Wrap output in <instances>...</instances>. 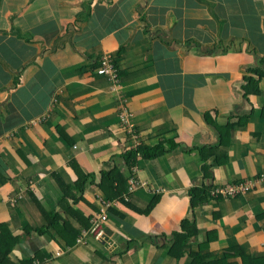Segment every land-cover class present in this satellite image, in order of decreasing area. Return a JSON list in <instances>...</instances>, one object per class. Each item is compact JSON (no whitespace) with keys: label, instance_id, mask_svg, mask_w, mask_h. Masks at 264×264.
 Wrapping results in <instances>:
<instances>
[{"label":"crops","instance_id":"1","mask_svg":"<svg viewBox=\"0 0 264 264\" xmlns=\"http://www.w3.org/2000/svg\"><path fill=\"white\" fill-rule=\"evenodd\" d=\"M0 226L4 264H264V0H0Z\"/></svg>","mask_w":264,"mask_h":264},{"label":"trees","instance_id":"2","mask_svg":"<svg viewBox=\"0 0 264 264\" xmlns=\"http://www.w3.org/2000/svg\"><path fill=\"white\" fill-rule=\"evenodd\" d=\"M248 81H249V84L252 83L253 85L258 83V81H256L254 78H251V77L248 79ZM138 151L134 152V153H131V155L129 154V156L127 157V162L129 164V167L132 168V169L136 165V162L138 160V155L141 154V152H138ZM140 151H143V150L140 149ZM148 151L150 152L151 150H148ZM145 154L146 153L144 152V156H145ZM157 155H159V149L154 151L153 154H151V152H150V154H148L147 157L149 159H152V158L157 157ZM71 167L73 168V170L75 171V173L78 176V181L75 184V187L77 188V190H81V191L84 190V186H85V183H86L84 180H88V179H90V177L89 176H85L84 173L81 171V169L78 166L72 165ZM56 179H57L61 189L63 190L64 194L68 195V197H73V194L71 195V193L68 191V190H70L69 187H67V185L62 181V179L59 178V177H56ZM117 181H118V177H117V174H115V173H108V174L103 173L102 174V185L106 184L109 187V189H113V187H114V185H115V183ZM100 188H102V187H100ZM119 195L121 196V191L118 192V195H114V196L113 195H109L108 197L110 199L108 197L107 198L104 197V198L107 201H109V200H111L114 197H117ZM190 195H191V198H192L191 201H192L193 205H197L200 202L201 203L205 202L206 199H208V196H209L208 190H193V191H191ZM120 199H123V198L121 197ZM111 212H112V209L110 210L109 213L111 214ZM186 225H187V222H184V229H185ZM0 230H1L0 231V233H1L0 235H1V238H2L3 235L6 232V227L0 226ZM190 236H191V232L190 231H188L186 233L185 232L176 233V242L171 247L170 254L172 256L180 258L183 255V251L182 250L184 249L185 243L188 240V238H190ZM11 237H13V236H11ZM12 240L16 241L15 237H13ZM6 255H7V253H4V251L0 250V264H4V261L5 262L7 261V256Z\"/></svg>","mask_w":264,"mask_h":264},{"label":"built area","instance_id":"3","mask_svg":"<svg viewBox=\"0 0 264 264\" xmlns=\"http://www.w3.org/2000/svg\"><path fill=\"white\" fill-rule=\"evenodd\" d=\"M97 73L101 76L107 77L113 83V88L116 90L120 85L119 70L116 65L109 58H103L99 64ZM132 115L128 113L127 108L121 107L120 120L121 125L125 129L128 135L135 140L137 139L136 130L131 122ZM254 182H245L240 185L232 184L224 187L220 192L228 194L229 196H239L248 193L254 189ZM217 192L213 193L215 196ZM105 203V202H104ZM108 220L107 213L102 210L101 214L97 218L92 219V226L89 229H84L79 235L77 242L85 243L89 236H93L96 239H102L105 233L104 224Z\"/></svg>","mask_w":264,"mask_h":264}]
</instances>
